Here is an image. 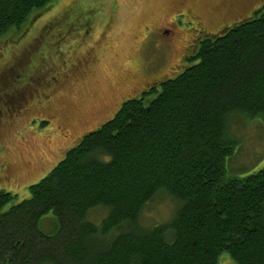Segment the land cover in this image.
<instances>
[{
  "label": "trees",
  "instance_id": "obj_1",
  "mask_svg": "<svg viewBox=\"0 0 264 264\" xmlns=\"http://www.w3.org/2000/svg\"><path fill=\"white\" fill-rule=\"evenodd\" d=\"M51 3L0 0V35ZM194 51L82 135L28 197L0 190V264H218L222 253L264 264V166L225 168L234 116L264 122V6ZM159 195L171 215L144 226Z\"/></svg>",
  "mask_w": 264,
  "mask_h": 264
},
{
  "label": "rangeland",
  "instance_id": "obj_2",
  "mask_svg": "<svg viewBox=\"0 0 264 264\" xmlns=\"http://www.w3.org/2000/svg\"><path fill=\"white\" fill-rule=\"evenodd\" d=\"M258 2L195 0L193 5L214 30L248 17L264 6L257 7ZM181 6L182 0H52L19 28L0 35V190L15 194V201L28 197V186L82 135L112 117L119 99L138 94L135 89L149 77L164 79L182 70L187 62L179 60L184 36L175 39L174 49L154 30L144 41L147 29L167 27ZM92 40H98L95 57L76 74V61L90 54L86 48ZM43 120L47 123L41 125ZM229 133L237 144L226 159V175L243 177L264 166L260 118L236 115ZM174 206L168 196H156L143 209L141 224L166 221ZM104 215L97 209L91 217ZM218 261L233 264L227 253Z\"/></svg>",
  "mask_w": 264,
  "mask_h": 264
},
{
  "label": "flooded vegetation",
  "instance_id": "obj_3",
  "mask_svg": "<svg viewBox=\"0 0 264 264\" xmlns=\"http://www.w3.org/2000/svg\"><path fill=\"white\" fill-rule=\"evenodd\" d=\"M194 1L195 0H182V6L180 7V9H176L173 12L170 20L167 23V27L161 26L158 29H152V28L147 29L146 30V37H145L144 41L148 40L147 38L150 35V30H154L155 33H157V35L159 36V38H160L159 40H161L162 43L168 44L169 46H173V49H174V43L173 42L175 41V39H180L184 36L185 37L184 44L179 49V53H180L179 60H182L181 61V63H182V62H184L185 59L190 58L194 55L195 47L198 45V43L203 38L212 37V36L220 33L221 31H224L232 23L238 22V21L247 17V16L242 17V18L238 19L237 21H229L228 23H226V25H224V24L218 25L213 30V29H210V27L205 23L206 20L203 18V16L199 12V10L196 8V6L193 5ZM258 3H259V5L257 7H260V5L261 6L264 5V0H259ZM250 13H252V11ZM103 32H104V30L102 31V33ZM96 42H98V40H96V41L92 40L91 45L88 46V48H86L88 50V52H90L89 55H87V56L85 55L82 60L76 61V65H77L76 71H75L76 74L81 73L82 70L84 72L85 70H84L82 65L84 64V65L88 66L90 61L92 59H94L95 56H92V55H93V52L96 50V47L98 46V43H96ZM89 47H91L92 49L89 50L90 49ZM160 78H162V76H159L157 74V76H153V77H149V78L145 79L146 81H144V83L141 85V87H138L139 90H138V88L135 89L136 92L139 91L138 94H129L127 96H124L121 99H119L120 102H122L126 99H129L131 97L139 96L142 91H148L153 86L158 84V82L160 81ZM120 102L118 104H120ZM46 122H47V120H46ZM65 132H67V131H65ZM11 176H12V174L7 175L8 178H10Z\"/></svg>",
  "mask_w": 264,
  "mask_h": 264
}]
</instances>
